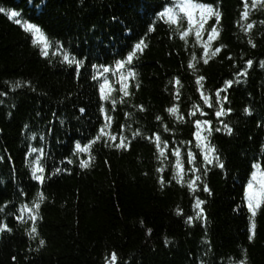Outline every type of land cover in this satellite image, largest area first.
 I'll use <instances>...</instances> for the list:
<instances>
[{"label": "trees", "instance_id": "1", "mask_svg": "<svg viewBox=\"0 0 264 264\" xmlns=\"http://www.w3.org/2000/svg\"><path fill=\"white\" fill-rule=\"evenodd\" d=\"M200 2L212 3L222 12L221 35L213 47L223 44L225 50L204 65L203 49L195 38L180 39L186 21L179 28L157 22L156 31L148 33L149 47L135 62L138 78L132 81V98L117 104L110 129L130 139L133 129L144 137L160 132L169 148L175 140L183 141L186 150L193 139V118L187 114L194 104L209 113L199 118L213 119L215 124L214 113L199 99L195 78L204 75L205 90L214 92L243 70L246 60H254L248 77L227 93L230 104L225 107L233 111L225 119L233 134L214 133L212 137L225 169L209 166L202 179L211 193L201 185L193 195L172 180L176 158L166 154L162 163L153 143L143 137L126 151L98 142L93 145V165L88 169L78 163H61L79 159L72 156L75 142L86 145L94 138L103 124L100 106L110 107L99 99L100 81L92 79V65L114 66L115 60L123 58L155 22L153 14L164 0H46L41 8L37 7L41 0H0V7L19 11L24 21L39 25L53 42L48 58L43 57L23 26L0 14V225L7 223L12 229L0 233V264H107L106 257L110 259L113 252L117 260L112 264H201L202 260L204 264H239L242 248L247 249L248 264H264V214L256 217L257 235L249 243L250 213L243 200L252 164L264 163V68L260 67L264 5L253 0H248L247 8L244 0ZM245 10L247 20L242 16ZM250 23L255 27L249 32ZM213 24L215 19L209 21ZM250 41L257 47L252 48ZM61 44L67 51L59 49ZM65 54L88 58L79 78L73 70L76 66L60 63ZM229 55L234 59L229 60ZM194 56L196 73L187 68ZM177 77L182 85L179 100L175 97ZM16 82L24 87L14 88ZM135 83L140 84L138 91ZM111 87L115 89L112 96L119 100L121 86ZM177 103L187 123H177L167 113ZM141 105L146 112L139 111ZM246 108L252 110L251 116L245 114ZM129 112L133 117L128 118ZM157 117H163V122ZM164 124L169 132H164ZM122 126L128 130L121 132ZM32 135L35 140L30 139ZM31 147L44 149L46 176L53 162L71 174L65 172L43 186L31 180L27 164L38 155L26 159ZM82 157L87 159L88 154ZM196 166H203L200 155ZM161 167H165L163 173L157 171ZM184 167L186 171L192 167L187 159ZM161 176L167 184L163 190ZM40 192L46 200L36 221L38 234L30 236L32 221L27 214L23 220L17 216L21 205L32 206ZM196 196L205 201L207 220H195L193 227L186 221L197 214Z\"/></svg>", "mask_w": 264, "mask_h": 264}, {"label": "snow or ice", "instance_id": "2", "mask_svg": "<svg viewBox=\"0 0 264 264\" xmlns=\"http://www.w3.org/2000/svg\"><path fill=\"white\" fill-rule=\"evenodd\" d=\"M32 0H30V3ZM245 7L247 8L248 0H244ZM254 4L264 5V0H253ZM46 4V0H41V4L37 5L38 8L43 7ZM0 14L5 15L8 19L13 20L17 24H21L23 26V30L31 35L32 43L36 46H40L41 55L45 58H48L49 48L53 46V42L50 41L49 37L43 32V29L37 25L36 23H32L29 21H24L21 18V13L17 10H7L4 7H0ZM154 21L148 26L147 32L144 36H142L138 42H135L131 49L127 52V54L118 60L113 62V65H92V79L100 81L99 83V99L104 101L106 104H109L110 107H105L103 105L100 106L99 111L103 115V124L100 126L98 133L94 138L89 140L86 145H82L80 142H75V150L72 153L73 157H79V159H67L61 160V163H66L68 165L78 163L81 169H88L93 165V156H92V148L93 145L102 143L105 147H112L115 149H119L121 151H126L131 149V145L135 139L138 137H143L147 141L153 143L155 149L159 152V158H161V162L164 163L167 160V155L170 154L174 156L175 164H174V174L172 175V180L176 181L182 187H187L193 195H195L201 189V185L203 186V191L211 193V189L204 184L202 179L203 175H206L208 171H210L209 166L218 167L219 169H225V164L221 160L220 155L218 154L217 148L212 143V137L214 133H224L226 135L233 134V128L226 122V117L232 114L231 107H225V105H229L230 101L227 93L229 90L233 89L235 86L243 83L241 78H247L249 72L253 69L254 64L256 63L252 59H248L245 61L244 69L238 71L232 79H227L223 82V85L213 91L205 90V83L207 78L204 75H198L195 78V85L197 86V91L199 93V99L206 106L207 109H211L214 113V120L208 118H199V117H208L209 113L205 111L204 108L201 107L199 103L194 104L192 106L191 111L187 114L188 116L193 118V139L187 142L188 147H183V141H175L173 140V147H168V141L162 139L160 132H155L152 135L147 137L143 136V133L139 129H133L131 132V139L128 135L120 134L114 135L110 131L112 123L114 122L113 112L116 110L117 104H126L127 101L125 98H132V91L130 90L133 87L132 81H135L137 77V72L135 70V62L144 54L145 50L149 47L147 43L148 33H152L156 31L157 22H163L168 25L169 28L173 26H177L179 28L183 21H186L187 27L180 34V39L187 40L190 37L195 38L196 44L200 45V48L203 49V64L207 65L210 61V58H214L222 53L226 46L221 44L219 47H213L214 43L219 40L221 31H220V22L223 19L222 12L219 11L212 3L200 2V0H164V3L159 6V8L154 12ZM242 16L245 20L249 17V12L245 10L242 13ZM115 19V17L113 18ZM215 19V24L209 25V21ZM264 23V22H262ZM207 26V27H206ZM248 31L250 32L254 27V23L248 24ZM207 33V39L205 40L204 34ZM129 35H131V30H129ZM252 48H256L257 45L254 42H251ZM193 44V47L196 46ZM60 50H64L63 45L58 46ZM67 51V50H64ZM229 60H233L234 57L229 55L227 57ZM88 58L84 57L83 59H78L74 54H65L60 61V63L65 64L69 68H73L76 73L77 78L80 77V69L85 67V62ZM239 67V65H235ZM260 67L264 68V61L260 62ZM188 69H191L193 73L199 71L198 63L196 61L195 56L193 57L192 62L187 65ZM108 73H112L117 78V82L121 84L120 92L123 95L117 100L112 96V92L115 91L114 88L111 87V83L108 78ZM170 83H173L170 81ZM175 85V97L177 100L180 99L181 96V80L177 77L174 81ZM29 87H32L29 83ZM24 84L20 82H16L14 88H23ZM135 89L138 91L140 88L139 83H135ZM35 91V88L32 89ZM223 94V95H222ZM132 107H136L132 105ZM81 113L85 112V109H79ZM140 112H146L147 109L141 105L139 107ZM167 113H169L172 117L176 118L177 123H187L184 116L180 115V106L177 103L173 107H169L166 109ZM246 115L251 116L252 110L250 108L244 109ZM56 113H53L55 116ZM133 117V113H128V118ZM158 121L163 122V117H157ZM126 126H122L121 132L127 131ZM164 132H169L167 124L163 125ZM43 138V137H42ZM30 139L35 140L36 136L32 135ZM196 149L198 151H194ZM87 153L88 158L84 159L82 154ZM34 154H38L35 155ZM202 156L203 166H196L197 156ZM45 156V152L43 148L31 147L26 153V159L32 158L29 160L27 167L31 170L30 179L38 182L40 186L45 185L47 180H51L52 178L63 175L65 172L71 174L68 169L61 168L56 166L55 162H53L52 170L50 175H45L46 168L42 163V159ZM192 165L191 169L188 171L185 170L184 160ZM3 160V157L0 156V161ZM167 167V164H165ZM165 167L158 168L157 171L163 173L165 171ZM190 177L188 180H185V177ZM197 182H200L199 184ZM161 190L167 186L163 176L160 177L159 180ZM171 181L168 182L170 184ZM20 191L26 196L27 193L20 189ZM46 200V196L43 192L39 193L38 200L32 201V206H29L28 203H24L21 205L19 212L21 215L17 216V219L23 220V215L27 214L29 219L32 221L31 231L29 235L38 234V226L36 221L39 220L40 217V208L42 202ZM243 200L246 201L247 212L250 213L249 221L250 227L248 232L250 233L248 236L249 243L254 242L257 235V223L256 217L258 214H264V163L256 162L252 164V171L250 172V177L246 181V187L244 189ZM205 201L199 199V196H196L194 210H198L195 217H188L187 223L195 226V220H203L206 222L207 217L204 213L203 204ZM4 207H7L5 205ZM2 210V209H0ZM178 215H183L182 210L177 209ZM12 229L8 227L7 223H3L0 225V233L11 232ZM148 234L151 235V230H148ZM34 238V237H33ZM168 243V241H165ZM45 242L43 240L40 241L41 246H43ZM39 249H37L38 251ZM243 258L239 260V264H248V260L246 257L247 249L242 248ZM210 250L205 252V255H209ZM15 260V257H13ZM117 260V254L113 252L111 254V258L106 257L107 264H112L113 261ZM201 264H204V261H201Z\"/></svg>", "mask_w": 264, "mask_h": 264}]
</instances>
